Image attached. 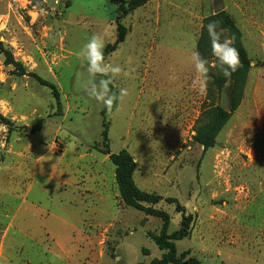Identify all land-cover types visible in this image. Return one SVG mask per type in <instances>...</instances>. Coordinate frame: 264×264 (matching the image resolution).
<instances>
[{
    "label": "rangeland",
    "instance_id": "1",
    "mask_svg": "<svg viewBox=\"0 0 264 264\" xmlns=\"http://www.w3.org/2000/svg\"><path fill=\"white\" fill-rule=\"evenodd\" d=\"M218 3L251 68L237 109L204 150L193 141L197 120L220 94L196 48ZM115 16L107 0H0V264L161 257L152 239L161 220L122 203L100 152L103 119L109 151H128L135 185L162 198L151 208L169 215L168 232L182 215L167 199L192 217L178 254L264 264V0H149L120 21L124 41L102 58ZM219 33L206 45L212 73L230 44ZM41 80L56 87L61 113ZM55 115L63 118L53 125Z\"/></svg>",
    "mask_w": 264,
    "mask_h": 264
},
{
    "label": "trees",
    "instance_id": "2",
    "mask_svg": "<svg viewBox=\"0 0 264 264\" xmlns=\"http://www.w3.org/2000/svg\"><path fill=\"white\" fill-rule=\"evenodd\" d=\"M107 1L115 6L116 39L113 44H107L105 46L102 58H105L107 55L114 52L118 45L124 41L126 29L120 21L132 11L144 6L149 0ZM220 31L227 33V36L230 39V44L218 59L215 73H212L205 68V63H208L206 45L211 36H219ZM196 55L201 65L204 78H211L210 84L214 87L217 94H220L224 84L229 81V87L226 89V93L230 97L229 111L225 112L219 108V105H217L204 110L197 120V127L195 128L193 141L204 150H207L213 147L216 136L228 122L231 113L237 109L242 98L243 88L251 66L247 51L241 41V32L229 15L224 11L216 15L208 16L205 19V29L197 44ZM96 74L98 75L99 72ZM40 83L42 86L50 89L57 112L61 113L60 96L56 87L46 81L41 80ZM106 109H102L100 114L104 115ZM36 128L38 129V127ZM101 138L102 143L104 144V149L100 150V152L104 155H108L109 161L114 166L115 183L122 203L127 207L144 213L146 216L160 219L162 222L159 234L152 235V239L158 249L162 251V255L159 259L151 260L149 264H201L196 258L187 257L188 253L178 254L175 245V242L183 240L189 236L192 217L184 214V210L175 199H167V202L175 204L176 212L181 213L182 215L179 228L172 233H169L168 230L171 223L169 215L164 211L151 208V206L160 203L162 198L159 195L142 191L134 183V158L126 150H120L117 154H112L109 151L107 144L108 128L104 119L102 121Z\"/></svg>",
    "mask_w": 264,
    "mask_h": 264
},
{
    "label": "water",
    "instance_id": "3",
    "mask_svg": "<svg viewBox=\"0 0 264 264\" xmlns=\"http://www.w3.org/2000/svg\"><path fill=\"white\" fill-rule=\"evenodd\" d=\"M223 6L221 3H218L215 7H214V13L217 14L220 11H222ZM229 87V81H227L224 86L222 87L221 91H220V103H219V108L225 112L229 111V107H230V98L228 97V94L226 93V89ZM62 115H55L50 117L53 125H56L57 122L59 120H61Z\"/></svg>",
    "mask_w": 264,
    "mask_h": 264
},
{
    "label": "crops",
    "instance_id": "4",
    "mask_svg": "<svg viewBox=\"0 0 264 264\" xmlns=\"http://www.w3.org/2000/svg\"><path fill=\"white\" fill-rule=\"evenodd\" d=\"M62 118H63V116H62ZM62 118H61V119H62ZM106 156H107V159H108V155H106ZM108 160H109V159H108Z\"/></svg>",
    "mask_w": 264,
    "mask_h": 264
}]
</instances>
